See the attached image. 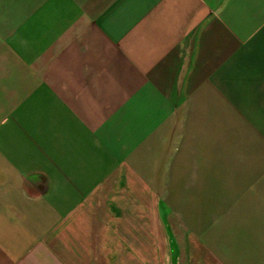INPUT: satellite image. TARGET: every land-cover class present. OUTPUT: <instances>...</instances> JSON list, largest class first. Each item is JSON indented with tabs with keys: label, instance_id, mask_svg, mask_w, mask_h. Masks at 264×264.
<instances>
[{
	"label": "crops",
	"instance_id": "obj_1",
	"mask_svg": "<svg viewBox=\"0 0 264 264\" xmlns=\"http://www.w3.org/2000/svg\"><path fill=\"white\" fill-rule=\"evenodd\" d=\"M0 264H264V0H0Z\"/></svg>",
	"mask_w": 264,
	"mask_h": 264
}]
</instances>
